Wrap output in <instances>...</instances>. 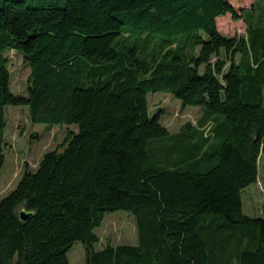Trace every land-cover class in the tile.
<instances>
[{"label": "trees", "instance_id": "16d2710c", "mask_svg": "<svg viewBox=\"0 0 264 264\" xmlns=\"http://www.w3.org/2000/svg\"><path fill=\"white\" fill-rule=\"evenodd\" d=\"M226 13L246 35L219 31ZM8 50L30 66L26 94ZM157 91L205 108L211 136L190 123L172 135L150 113ZM10 104L78 130L0 200V264H70L77 240L85 264H264V217L242 198L264 153V0L241 13L229 0H0V170ZM118 209L136 215L138 243L96 249Z\"/></svg>", "mask_w": 264, "mask_h": 264}, {"label": "rangeland", "instance_id": "374dc122", "mask_svg": "<svg viewBox=\"0 0 264 264\" xmlns=\"http://www.w3.org/2000/svg\"><path fill=\"white\" fill-rule=\"evenodd\" d=\"M255 1L257 0H229L239 13L244 8H251ZM217 26L228 37L247 34L244 18L234 19L231 13L218 16ZM6 54L9 57L13 92L26 94L30 66L16 50H8ZM148 100L150 113H160V121L172 135H176L184 125L190 123L192 127H201L207 138L211 136L213 122L206 116L202 106H184L179 99L163 91L149 92ZM6 119L5 162L0 170V200L17 185L26 166L36 169L46 151L64 143L69 129L78 130L76 124L48 125L33 122L26 105H8ZM156 145L159 146L160 143ZM258 167L257 181L242 190L244 212L252 217H264V153L259 157ZM94 230L100 237L94 244L96 249H102L107 244H137L139 241L137 217L125 209L106 212L102 224ZM67 254L70 264H85L86 248L81 240L74 242Z\"/></svg>", "mask_w": 264, "mask_h": 264}, {"label": "water", "instance_id": "95a60500", "mask_svg": "<svg viewBox=\"0 0 264 264\" xmlns=\"http://www.w3.org/2000/svg\"><path fill=\"white\" fill-rule=\"evenodd\" d=\"M32 215H33L32 211H28L26 209H21L20 210V218L22 220H28Z\"/></svg>", "mask_w": 264, "mask_h": 264}]
</instances>
